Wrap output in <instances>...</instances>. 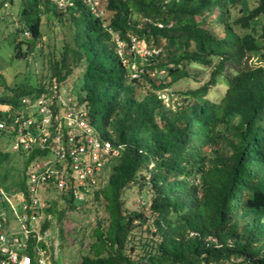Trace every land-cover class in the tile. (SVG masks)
I'll list each match as a JSON object with an SVG mask.
<instances>
[{
  "label": "trees",
  "instance_id": "obj_1",
  "mask_svg": "<svg viewBox=\"0 0 264 264\" xmlns=\"http://www.w3.org/2000/svg\"><path fill=\"white\" fill-rule=\"evenodd\" d=\"M94 1L20 0L14 57L45 56L49 79L0 93L1 120L24 97L48 93L52 78L67 87L81 78L84 96L73 83L69 90L112 144L107 184L97 174L82 200L102 199L107 217L80 264H264V0ZM7 3L15 0L0 7ZM133 37L160 52L142 58ZM200 67L206 82L168 91L196 80ZM11 143L0 129V184L28 194L27 171L47 150ZM134 195L141 201L132 209ZM49 197L46 213L65 241L71 231L61 223L78 199L72 189Z\"/></svg>",
  "mask_w": 264,
  "mask_h": 264
},
{
  "label": "built area",
  "instance_id": "obj_2",
  "mask_svg": "<svg viewBox=\"0 0 264 264\" xmlns=\"http://www.w3.org/2000/svg\"><path fill=\"white\" fill-rule=\"evenodd\" d=\"M64 2L58 0L60 5ZM89 2L97 5V1ZM132 41L131 49L142 58L160 52L135 37ZM118 43L121 51L124 43ZM138 75L136 69L133 76ZM48 89L35 100L24 97L22 109L0 120V129L12 137L13 150L33 146L47 150L46 157L34 161L27 171L28 194L15 191L12 201L0 187V264H51L50 233L42 227L45 218L51 217L46 213L45 195L72 189L76 199L84 200L98 186L97 174L103 173L112 151L111 142L99 138L66 85L54 77Z\"/></svg>",
  "mask_w": 264,
  "mask_h": 264
},
{
  "label": "rangeland",
  "instance_id": "obj_3",
  "mask_svg": "<svg viewBox=\"0 0 264 264\" xmlns=\"http://www.w3.org/2000/svg\"><path fill=\"white\" fill-rule=\"evenodd\" d=\"M20 0H15L14 4L7 3L6 6L0 7V93L3 95H9L18 90L24 89L26 87H35L38 85L39 79L48 80L49 79V68H48V58L45 56H39L37 53L33 52L27 58H15L14 57V43L13 37L15 32V19L19 11ZM50 22L44 25V29L48 31L50 28ZM52 26V24H51ZM57 28V27H56ZM50 36H53V32L50 31ZM49 37V36H48ZM46 35V39H48ZM53 40V39H52ZM48 41L49 45L45 46L44 52H49L53 50L54 40ZM56 46L59 47L60 43L56 42ZM257 59H251L250 63ZM193 71V69H192ZM199 75L196 80L192 79H182L176 84L169 88L168 91L176 92L179 90H186L188 88L196 87L208 80L209 72H205L203 68H199ZM74 80L69 78L68 89L71 87V83ZM74 89V95L78 97L84 96V92L81 91L82 80L77 78L72 86ZM214 90V88H213ZM217 91L222 93L224 88L218 86ZM213 93L210 94V97ZM79 97V98H80ZM165 102L169 105L171 103L170 95H164ZM176 100V98H173ZM97 126L100 127V115L98 116ZM112 157L107 161V164L103 170V176L101 179V185L105 186L108 182L111 166L113 164ZM2 185L0 184V187ZM10 197L12 201L16 198L12 196L13 192H19L20 190L12 189L9 191L6 187L2 186ZM15 188V187H14ZM50 195V194H49ZM48 195V198H50ZM46 197V195H45ZM133 197V198H132ZM86 199V198H85ZM128 205L137 207L140 200L139 196H129L127 198ZM82 200H76L75 204L77 207L73 210H67L65 213L64 224L67 230L70 229V236H68L65 241L60 240V225L56 217H51L52 224L48 227L49 237V253L51 264H80L81 255L83 252L87 251L90 244L95 239V228L97 226L98 220L105 219L107 213L104 211L103 200H95L90 203H85ZM51 216V214H50ZM67 219H69L67 221ZM104 222V220H103Z\"/></svg>",
  "mask_w": 264,
  "mask_h": 264
}]
</instances>
